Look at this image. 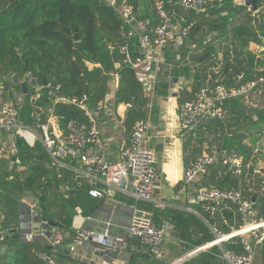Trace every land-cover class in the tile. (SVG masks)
Wrapping results in <instances>:
<instances>
[{"label":"trees","instance_id":"trees-1","mask_svg":"<svg viewBox=\"0 0 264 264\" xmlns=\"http://www.w3.org/2000/svg\"><path fill=\"white\" fill-rule=\"evenodd\" d=\"M127 1L133 5L138 19L150 22L149 31L162 23L156 0ZM164 1L168 12H176L179 22L186 19L194 23L187 39L181 43L177 41L167 49L162 66H171L175 75L191 81L189 89L179 92L183 97L181 106L203 88L212 91L217 85H238L240 75L245 77V81L264 78V0L257 3L259 13L255 16L248 6H240L236 0H214L201 14L185 13L176 5L178 0ZM126 30L128 27L118 11L105 0H0V77L8 89L15 74V79L19 80L30 72L41 85L46 78L52 88L60 86L62 95L89 96L93 107L100 103L114 104V108L124 104L128 108L123 125L131 140L135 123L148 116L149 94L138 71L124 64L125 57L120 47ZM76 34L79 35L78 42L72 39ZM209 35L213 36L211 42H208ZM216 42H221L220 47ZM135 44L134 57L141 54L137 40ZM115 76L119 78L117 89L113 81ZM16 88L21 90L19 86ZM47 92V89H42L40 101L25 105L32 116L30 125L48 118V109L53 102L47 97ZM260 96L261 103L256 108L253 106L254 97L229 100L224 106L225 119L203 122L192 132L187 153L191 164L212 151L226 150L242 156L245 161L243 174L238 175L219 164L210 166L209 174L201 179L199 187L241 192L245 200L255 202L264 220V86ZM40 106L45 111L38 117ZM54 113L60 117L64 128L73 120L86 122L79 109L64 103L56 105ZM251 133L255 138L249 146L246 141ZM257 148L259 154H254ZM17 150L20 164L14 158L0 157V180H5L1 203L5 205L6 200L10 210L17 212L15 192L20 195L26 191L33 192L38 195L37 209L42 219L52 226L72 229L76 207L81 204L80 192H89L88 186L78 188L82 180L70 169L52 167L41 143L30 147L22 138L17 142ZM257 163L263 166L261 174L255 172ZM20 167L30 172L22 182L20 173L16 171ZM12 180H15L13 187L9 186ZM66 186L69 191H59ZM206 204L200 202L196 208L208 224L216 225L225 234H230L232 227L239 228L238 204H223L215 216L206 213ZM191 220L194 221V217ZM176 221L177 237L183 243L189 239V230L184 232L186 225L180 218ZM203 227L205 231L196 228V232L203 233L204 241L211 240L209 230ZM232 241L238 242L239 238L234 237ZM0 244L5 248L0 264H49L40 257L44 252L49 253L56 264H80L64 248L52 252L46 240L22 242L8 237ZM238 244L240 248L232 243L227 249L241 252L242 246ZM262 254L264 257V245ZM219 255V250L213 249L183 264L219 262Z\"/></svg>","mask_w":264,"mask_h":264},{"label":"built area","instance_id":"built-area-1","mask_svg":"<svg viewBox=\"0 0 264 264\" xmlns=\"http://www.w3.org/2000/svg\"><path fill=\"white\" fill-rule=\"evenodd\" d=\"M111 8H115L128 27L123 33V45L120 52L125 57L124 64L130 65L139 75L144 84L147 94H152L157 89L160 81L159 71L165 64V52L171 44L177 41L181 43L188 38L194 23L182 19L179 22L175 11L168 12L164 0H156V8L162 23L149 31L150 22L147 23L137 18L133 5L127 0H105ZM214 0H178L176 5L185 13H205ZM240 6L245 5V0H236ZM249 8V7H248ZM252 11L251 8H249ZM254 11H252L253 13ZM259 11L257 10L258 14ZM152 33V35H151ZM212 35H215L213 33ZM135 40L141 48L140 55L133 56ZM213 40L209 35L208 42ZM193 67V66H192ZM194 69V68H193ZM16 74L12 77L13 84L7 89L4 79L0 77V157L2 153L8 154L17 161V142L25 139L29 146L33 147L37 142L42 143L46 153L51 159V166L54 168L72 167L73 162L81 163L83 169L77 172L78 176L87 179L91 186L89 195L94 199L106 197V188H133V195L140 201L154 203L156 194V183L158 172L156 169V152L151 148L150 122L147 119L139 120L133 128V135L128 144L120 149L117 161H110L107 156L98 149L101 142V133L97 125L96 117L100 113H115L116 108L111 103H100L96 107L90 102L87 95L81 97L65 96L61 94L60 86L52 88L50 84L41 85L39 79L30 72L26 73L19 80ZM118 76H115V88L118 85ZM27 82L28 93L22 91V84ZM238 85L224 86L217 85L214 90L201 89L195 97L184 103L180 109V129L183 134H191L196 131L201 123L226 118L224 106L229 100L250 99L261 95L264 86V78L245 81V77H238ZM16 86L20 87V91ZM47 89L53 105L48 109V118L35 125L21 123L19 118L20 110L27 103L34 105L42 99L41 90ZM64 103L79 109L86 122L76 120L70 121L66 128L63 127L60 117L55 115L56 105ZM40 117L44 108L40 106ZM9 147V149L7 148ZM259 148L254 154H259ZM221 165L232 169L236 174L241 175L245 170V161L236 152L226 150L212 151L197 159L192 166L185 170L180 185L179 195H187L192 184L207 176L210 166ZM256 173L263 170L261 163L256 165ZM69 187H61L60 191H69ZM196 201L207 203L206 211L215 216L220 206L225 203L238 204V218L241 223L239 228H232L230 234H225L216 225L213 226L215 239L209 244L197 247L192 252L184 255L178 262H183L189 257L204 251L213 249L216 246H223L231 243L232 238L238 237L242 251L223 249L219 255V262L211 264H254L256 249L264 245V220L253 201L243 198L241 192L236 190L223 191L217 188H201L194 198ZM161 204H157L160 206ZM82 213L78 209V215ZM19 231V239L22 242H35L46 240L56 252L61 245V237L57 235L56 228L39 216L36 205H30L27 216L22 217ZM5 217L0 211V242L6 233L11 232L4 226ZM127 228L131 238L139 239L149 250V254L155 259H162L164 256V242L172 236V228L167 223L155 224L152 215L136 212L133 214ZM123 239L118 238L112 242L109 230L98 232L87 228L78 229L73 236L72 242L68 245L70 254H75L78 248L87 244L99 243L104 248L110 244L119 247ZM0 245V256L5 248ZM40 257L49 264H56L53 257L47 253H41ZM177 262V263H178ZM175 263V264H177Z\"/></svg>","mask_w":264,"mask_h":264},{"label":"crops","instance_id":"crops-1","mask_svg":"<svg viewBox=\"0 0 264 264\" xmlns=\"http://www.w3.org/2000/svg\"><path fill=\"white\" fill-rule=\"evenodd\" d=\"M221 58L222 55H220ZM159 75L161 82L158 84L152 96L149 95L147 107L148 116L146 118L151 126L149 131L151 137L150 145L156 152L158 179L156 183L155 201L154 203H147L138 200L134 197L133 188L131 187L127 190L118 187L106 188V197L102 199L92 198L86 190L80 192L81 204L76 207V216L72 222V229L66 230L53 226V228H56L57 235L61 237V245L59 248H64L70 257L76 259L80 264H175L184 255L192 252L197 247H202L201 245L203 244H209L216 237L213 231L214 225L211 226L208 224L207 220L196 208L197 205H200V202L194 198L198 190L201 189L199 187L201 179L192 184L187 195H179L185 170L192 165L187 153L192 133L185 135L181 131L179 112L181 107L180 100L183 99L179 92L185 88L189 89L190 81L186 80L184 76L175 75L172 72L171 66L169 68L161 67ZM260 97L258 94L254 98L253 106L255 108L260 106ZM127 108L128 106L121 104L116 108L114 114L106 112L100 113L96 117L97 125L101 133V142L98 149L112 162L117 161L121 152L120 149L130 141V137L123 125ZM7 148L9 149L8 146ZM6 154H8V150H6L3 158H14L10 154ZM73 163L75 165L68 167V169L77 174V172L83 169L82 164L77 162ZM24 169L28 174L23 179L22 175H20L21 182L30 175V172L26 168ZM78 179L82 180L78 188L88 186L90 190L91 186L85 177L79 176ZM4 184L5 180H0V211L5 217V228L11 229V232L4 235V239H6L8 237L14 238L17 235L16 231L20 230L23 214L25 213L27 216L30 205H36L38 208V195L28 191L21 195L15 192L17 195L14 196L18 200V214V211L10 210V206L6 200H4L6 202L5 205L1 203V197L5 194L2 188ZM157 204L161 205L157 206ZM78 209L82 210L80 215H78ZM137 211L152 215L155 224L167 223L172 228V236L164 242V256L160 261L152 258L147 247L141 244L139 239L131 238L128 235V225L133 214ZM206 213L208 212L206 211ZM193 217L195 219L194 221L191 220ZM178 218H180L182 224L184 223L186 225L184 232L189 230L187 233L189 239H186L183 243L177 237L178 225L176 220ZM203 226L209 230V234L212 236V239L209 241L203 240V233L196 232V228L198 230L199 228H203L205 231L206 229ZM81 228L98 232L109 230L112 242L118 238L123 239V242L119 244V247L110 244L108 248H104L99 243H91L78 248L75 254H70L68 245L72 242L74 232ZM232 243H234V246L240 248L239 241H232ZM232 243L216 246L213 249H218L222 253V250L227 249V246ZM172 244L178 245L174 246ZM182 245L183 247H181ZM262 247L258 246L256 249L254 264H264ZM213 249L201 253H209ZM199 254H194V256L189 257L179 264H183ZM259 257L261 261L257 260Z\"/></svg>","mask_w":264,"mask_h":264},{"label":"rangeland","instance_id":"rangeland-1","mask_svg":"<svg viewBox=\"0 0 264 264\" xmlns=\"http://www.w3.org/2000/svg\"><path fill=\"white\" fill-rule=\"evenodd\" d=\"M256 13H257V11H254L252 14L255 16V15H257ZM220 45H221V42H218L216 44L217 47H220ZM190 83H191V81H190ZM19 116H20L19 120H20L21 123H24L26 125H30L31 124L32 116H31V114L29 112V108L27 106L22 107V110H20ZM30 126H32V125H30ZM254 138H255V134L254 133H251L250 135H248V139L246 141V145L250 146L252 144V141H253ZM4 154L5 153H2L1 156H3ZM6 155H9V154H6ZM16 171L18 173H20V175H22V179L26 176V174H28L27 172H25L24 168L23 169L22 168H18ZM14 184H15V180H12L11 185H9V186L13 187ZM257 260L261 261L260 257Z\"/></svg>","mask_w":264,"mask_h":264},{"label":"water","instance_id":"water-1","mask_svg":"<svg viewBox=\"0 0 264 264\" xmlns=\"http://www.w3.org/2000/svg\"><path fill=\"white\" fill-rule=\"evenodd\" d=\"M259 2V0H245V5L248 6L249 8L252 9V11H257L258 10V7H257V3ZM72 39L75 41V42H78L79 41V35L76 34L72 37ZM44 84L45 85H48L49 82L46 78H44ZM22 91L23 93L27 94L28 93V85H27V82H24L22 84ZM15 239H18L19 238V235H15L14 236ZM180 262H178L179 264Z\"/></svg>","mask_w":264,"mask_h":264}]
</instances>
